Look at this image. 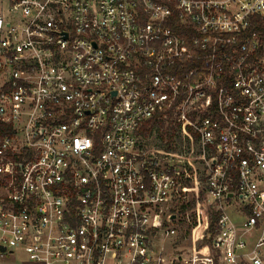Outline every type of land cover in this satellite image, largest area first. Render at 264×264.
<instances>
[{
	"label": "built area",
	"instance_id": "2783aa9c",
	"mask_svg": "<svg viewBox=\"0 0 264 264\" xmlns=\"http://www.w3.org/2000/svg\"><path fill=\"white\" fill-rule=\"evenodd\" d=\"M14 261L264 264V0H0Z\"/></svg>",
	"mask_w": 264,
	"mask_h": 264
},
{
	"label": "rangeland",
	"instance_id": "374dc122",
	"mask_svg": "<svg viewBox=\"0 0 264 264\" xmlns=\"http://www.w3.org/2000/svg\"><path fill=\"white\" fill-rule=\"evenodd\" d=\"M165 133H167L166 130H165ZM156 136L155 135H149L148 143H153L157 139ZM172 143L175 145L176 148L179 146V140L178 139L172 140ZM192 167H193V169H196V167H197L196 163H193ZM194 192H195V190L193 188L192 193L194 194ZM191 208L193 211H196L198 213L200 212V214H199L201 217L200 221H201L203 227H205L204 225H207V223L209 222V218H210V212H209L208 208L203 203H201L200 201H198V203H195V201H193ZM12 264H17V262L14 261Z\"/></svg>",
	"mask_w": 264,
	"mask_h": 264
},
{
	"label": "trees",
	"instance_id": "16d2710c",
	"mask_svg": "<svg viewBox=\"0 0 264 264\" xmlns=\"http://www.w3.org/2000/svg\"><path fill=\"white\" fill-rule=\"evenodd\" d=\"M144 131H145V127H143ZM148 132H150V130H148ZM195 201V200H194Z\"/></svg>",
	"mask_w": 264,
	"mask_h": 264
}]
</instances>
